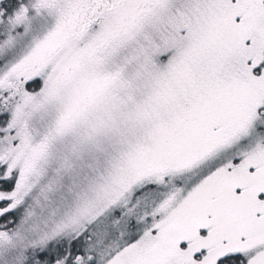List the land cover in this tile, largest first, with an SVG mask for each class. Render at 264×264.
Here are the masks:
<instances>
[{"label":"snow or ice","instance_id":"obj_1","mask_svg":"<svg viewBox=\"0 0 264 264\" xmlns=\"http://www.w3.org/2000/svg\"><path fill=\"white\" fill-rule=\"evenodd\" d=\"M0 264H264V0H0Z\"/></svg>","mask_w":264,"mask_h":264}]
</instances>
